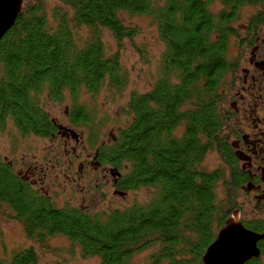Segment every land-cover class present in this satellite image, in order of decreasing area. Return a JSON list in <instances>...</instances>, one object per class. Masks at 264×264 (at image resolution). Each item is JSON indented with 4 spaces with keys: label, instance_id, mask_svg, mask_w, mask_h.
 Wrapping results in <instances>:
<instances>
[{
    "label": "trees",
    "instance_id": "trees-1",
    "mask_svg": "<svg viewBox=\"0 0 264 264\" xmlns=\"http://www.w3.org/2000/svg\"><path fill=\"white\" fill-rule=\"evenodd\" d=\"M59 2L62 7L53 15V27L42 2L36 1L37 6L22 7L0 40V131L10 123L21 137L49 140L54 119L44 110L42 96L62 102L68 93L71 122L87 127L91 135L85 145L99 164L93 176L76 182L86 180L96 190L99 173L106 168L102 177L112 179L107 187L115 196L139 189L152 194L147 202L133 201L109 211L57 208L51 197L0 157V216L10 213L27 239L44 249L49 238L61 236L77 245L84 258H97L99 264H133L136 255L154 246L146 264H203L201 257L217 231L238 210L218 201L216 189L222 182L233 196L241 181L239 176L231 181L237 169L227 140L233 130L232 109L225 106L232 84L227 75L237 72L236 63L227 59L228 46L231 38L240 37L234 27L240 10L253 7L247 38L241 37V48L251 46L255 37H250L264 25V0ZM216 5L221 8L213 11ZM124 14L150 18L156 25L165 46L161 77L149 92L130 94L129 124L99 139V126L105 124L93 125L92 108L77 98L82 90L94 96L103 88H126L128 77L119 56L107 53L100 35L106 31L117 43L134 39L137 28L121 20ZM82 28L94 35L79 44L75 37ZM254 66L264 69V64ZM177 129L179 136L174 134ZM209 152L219 155L223 172L200 166ZM230 200L235 204L234 196ZM241 222L264 233L260 217ZM258 246L259 259L248 264H260L264 240ZM0 264H38V255L30 247L9 258L0 255Z\"/></svg>",
    "mask_w": 264,
    "mask_h": 264
},
{
    "label": "rangeland",
    "instance_id": "rangeland-1",
    "mask_svg": "<svg viewBox=\"0 0 264 264\" xmlns=\"http://www.w3.org/2000/svg\"><path fill=\"white\" fill-rule=\"evenodd\" d=\"M36 1L42 2L49 18L48 23L53 27L55 25L53 15L55 11H59L62 7L61 3L59 0H23L22 7L26 9L37 6ZM220 8V5H216L213 11H218ZM240 11L239 18L234 24L235 29L239 31L240 37L231 38L227 51V59L236 63V73H241L242 69L246 68L252 74L260 71L257 67L249 64L251 59L250 52L253 47H257L258 49L257 55L261 60L258 61V64L264 61V25L255 32V36L250 37V39L255 37L251 46L241 48V40L247 38L245 27L248 25L249 17L256 10L253 7H249L243 8ZM66 15L69 14L66 13ZM120 18L125 24L133 25L137 28V35L134 39H126L121 43H117L106 31L100 35L106 44L107 53L110 55L118 54L119 56L122 70L128 77L126 88L119 91H110L107 88H103L94 96L82 90L78 93L77 98L78 103H84L89 108H92L89 110L92 111L91 118L94 120L93 125L105 124L99 126V139L104 137L110 130H113V133L116 134L117 128L127 126L131 120V116L126 112L130 94L149 92L160 79L159 77H161V64L165 53V46L160 40L156 25L147 17H131L124 14ZM93 35V31L82 28L77 32L75 38L79 44H84L92 39ZM253 76L255 77L254 79H259L260 77V75L259 77L258 75ZM233 78L228 77L227 82L232 81ZM255 81L258 87L260 80ZM261 89L264 90V88ZM255 90L258 92L257 88ZM63 97L62 102H50L44 95L42 96L44 110L50 117L61 123H64L65 109L69 108L71 110L72 105V100H70L72 98L68 93H65ZM225 106L228 109L231 107L227 104ZM248 124L243 123V126H247ZM75 128L76 137L79 138L80 135L84 141L89 135L87 127L79 126ZM3 129V131H0V157L12 163L15 172L23 169L22 174L26 176V169L32 170L37 167L38 173L41 175L37 174L34 177L30 175V178L31 180L44 178L43 184L37 188H42V191L46 189L57 208L70 206L87 208L94 212L109 211L110 209L127 207L133 201L147 202L152 194L150 189H139L128 193L126 197L115 196L113 189L110 186L109 188L107 187V184H112V179L107 177L108 181H106L103 179L101 172L99 173V182L97 183L99 188L96 186V190L85 184L86 180L78 181V183L72 182V176L77 180L79 178L75 176L76 174L69 173L66 175L65 165L69 158L64 154V146H62L59 138L55 140H42L33 136L21 137L10 123H7ZM174 134L179 136V129ZM73 144L74 141H71L67 149L71 150ZM85 148L88 149L85 143L79 144L78 142L76 144V150L78 149V154L81 155L80 159L86 160L85 154L87 150ZM55 161H58L59 165L52 168ZM223 164L218 154L209 152L204 157L200 166L208 172L220 170L223 172L225 166ZM39 169L42 171H39ZM74 170L75 172L78 171V165L75 166ZM221 184H218L216 188L218 201L225 205L230 203L232 208L234 206L238 208L241 221L246 222L258 219V217L264 219V215L257 210L251 199H248L246 195L240 192L233 193L234 204L230 200L233 196ZM0 239V242L2 241L4 246V248H0V255L7 258L15 251H22L32 247L38 255V264H99V259L97 258H84L77 245H71L67 239L61 236L49 238L47 249L28 240L22 225L12 219L10 213L0 216ZM156 247H151L149 250L136 255L133 258V264H146ZM260 258V264H264V256Z\"/></svg>",
    "mask_w": 264,
    "mask_h": 264
},
{
    "label": "flooded vegetation",
    "instance_id": "flooded-vegetation-1",
    "mask_svg": "<svg viewBox=\"0 0 264 264\" xmlns=\"http://www.w3.org/2000/svg\"><path fill=\"white\" fill-rule=\"evenodd\" d=\"M257 47L251 51L249 64L254 66V63L261 61L258 57ZM264 68V67H263ZM259 69V66H258ZM253 75H260L259 79H254ZM228 77H234L231 81L228 91V102L232 109V131L227 140L232 146L233 157L235 158L237 175L233 174L232 182L236 178L241 177V181L236 186L239 188V192L246 195L248 199H251L257 210L264 215V69L259 72L252 73L249 69L243 68L241 73L229 74ZM257 77V78H258ZM260 80L258 87L256 81ZM241 83H240V82ZM239 83V84H238ZM257 88L258 92L255 90ZM245 119V120H244ZM243 123H249L247 126H243ZM55 131L52 133L49 140H55L59 138L64 146V154L69 158L65 165V172L76 174L80 180L85 176H92L97 171L99 164L95 163V157H92V151L86 149V160L80 159L81 155L76 150V144L85 143L79 135V138L75 134V126L71 122L69 109L66 108L64 112V123L54 119ZM71 141L74 144L71 146V150H68L67 146ZM108 141V140H107ZM81 142V143H80ZM78 161V163H77ZM97 164V165H95ZM59 165L58 161L52 165V168ZM78 165L77 172H71L72 168ZM28 179L34 188H37L43 184V179H32L31 176H35L38 173V168L26 169ZM39 171H42L39 169ZM23 169H20L19 173L22 174ZM67 175V174H66ZM102 175L106 177V168L102 171ZM76 178L72 176L71 181L76 183ZM44 189V188H43ZM49 196L46 189L42 191V188L38 189Z\"/></svg>",
    "mask_w": 264,
    "mask_h": 264
},
{
    "label": "water",
    "instance_id": "water-1",
    "mask_svg": "<svg viewBox=\"0 0 264 264\" xmlns=\"http://www.w3.org/2000/svg\"><path fill=\"white\" fill-rule=\"evenodd\" d=\"M22 1L0 0V40L17 20ZM215 236L201 257L203 264H248L259 259L258 243L264 240V233L258 234L245 228L238 210L230 215Z\"/></svg>",
    "mask_w": 264,
    "mask_h": 264
}]
</instances>
